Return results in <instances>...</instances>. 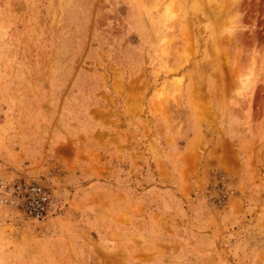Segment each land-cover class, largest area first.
I'll return each instance as SVG.
<instances>
[{
	"label": "rangeland",
	"instance_id": "374dc122",
	"mask_svg": "<svg viewBox=\"0 0 264 264\" xmlns=\"http://www.w3.org/2000/svg\"><path fill=\"white\" fill-rule=\"evenodd\" d=\"M125 72L131 82L141 75L126 139L146 156L133 153V163L157 166L161 143L148 115L167 120L171 107L190 154L181 147L175 175L165 167L160 189L128 199L185 217L197 264H264V0H0V178L35 179L54 204L44 222L0 206V264H159L137 250L148 225L112 217L129 177L125 103L113 91H125ZM81 134L82 156L112 167L110 181L60 160L61 146ZM223 188L234 193L220 203ZM166 226L157 239L184 228Z\"/></svg>",
	"mask_w": 264,
	"mask_h": 264
},
{
	"label": "crops",
	"instance_id": "0c3cea01",
	"mask_svg": "<svg viewBox=\"0 0 264 264\" xmlns=\"http://www.w3.org/2000/svg\"><path fill=\"white\" fill-rule=\"evenodd\" d=\"M146 60V54L143 52L140 55V63L145 62ZM121 67L118 66V69ZM127 74L128 78L126 79V87L125 91L121 92L118 90L116 87L113 89L115 96H120L123 94V99H124V105H125V112H124V124H125V138L122 141V146L124 149V157L125 160L129 159L130 165L124 167V174L125 176L128 175L129 177L127 178V181L124 182V187L120 189L118 192H124V198H123V204H118V206L122 205L123 209L119 211L117 216H112L113 221H117L120 223H123L124 226H132V223L134 220H139L140 222L147 224L148 228L146 233H144L145 236L149 241L147 242L146 247H137L138 252L140 254L145 253V259L147 260H152L154 258H159V264H168V261L165 259V257H171L173 258L174 255L180 254L183 258H187V264H197L198 259L195 257V255L198 254L197 248H198V236L194 230H189L190 228L186 225L188 224L187 220L185 217H179L175 218L173 216L172 212H168L167 210H160L158 207L160 204L158 203H152V201H143L141 198L136 197L135 199H128V192L132 191H137L140 195H142V192L147 191L148 192H154L158 189H160L159 184L162 182L161 179H158V176L160 175L161 171L164 172V168H167V173L170 175H175L177 173L175 170L178 168V164L180 161L179 158V152L181 150V147L186 150L187 145L186 142L184 144L181 143V139L179 135L177 134L176 128H178L177 124V116L174 114L173 108L171 107L172 110H170V117L165 120L164 118H156V117H151L148 119L155 125L156 132L157 133L154 135L156 138V141H160L161 146L157 145V150L160 152L159 156L160 159H156V165H151L144 168L146 166L143 165L141 167H138V160H136L135 163H133V153H141L143 156V159L141 158L140 160L145 162L144 157L146 156L144 154L143 147L141 145L136 146L135 149L133 150V143L130 139H126V135L128 132L132 134L133 129L132 125H135L136 123H132L133 116L135 114L133 112L137 111V108L132 109V105H137L138 104V99L136 98V95L141 94V92H138V89L142 88L140 87L137 82H135L136 78L141 77V75L136 76L134 80L131 82L132 75L129 74V72H125ZM111 75L113 76V82H117V76L115 75L114 71L111 72ZM130 76V77H129ZM126 77V76H125ZM147 77L149 78V83L152 84L151 78L153 77L151 72L147 73ZM140 87V88H139ZM137 103V104H136ZM172 111V113H171ZM140 113H143V109H140ZM114 122H119L114 121ZM142 123V122H141ZM140 122L137 123L138 125L141 124ZM127 125H129L130 129L129 131L126 129ZM157 136V137H156ZM111 134L109 133V138H108V145L111 144L112 139H111ZM84 134H81L78 140H69L68 142L64 145L61 146V148L58 150V152L61 154L62 159H60L62 162H66L68 166H73V164H77L78 161L80 163L85 162L86 164V170L89 178H93V180H98L102 176L106 177L108 181H110L111 177L115 175L114 170L112 167L107 165V163H101L98 162L97 160H88L87 158L85 159L84 156H82V153L87 152L89 153L88 149H85L84 151V143L85 140ZM98 145L99 147L102 148L101 142L99 140ZM144 138L140 140L139 143H144ZM114 147L116 148L117 151L121 149V145L119 144V141H114ZM82 151V152H81ZM79 152V153H78ZM94 153V156L96 157L97 155L100 156V153L98 151H92ZM183 152V151H182ZM188 153V150L185 151V153ZM186 153V157L189 158L190 154ZM102 154V153H101ZM150 154V153H149ZM78 155V156H76ZM150 157L151 159V154L147 155V157ZM184 157V156H183ZM182 157V158H183ZM185 157V158H186ZM97 158V157H96ZM165 158L166 160L162 159ZM98 159V158H97ZM169 160V161H167ZM177 165V167H176ZM180 166V165H179ZM151 167V168H150ZM160 168H162L160 170ZM105 170H107V174H105ZM178 170V169H177ZM141 179L140 183H135L133 176H138ZM98 176V177H97ZM137 181V180H136ZM108 191H111V197H116V192L109 189ZM120 197V196H119ZM120 199V198H119ZM113 201H117V199H113ZM122 201V198L120 199ZM111 202H109V205ZM116 203V202H115ZM175 203V202H172ZM158 204V205H157ZM108 205V204H103ZM153 205H155L153 207ZM163 206V205H162ZM139 213V214H137ZM124 219V222L122 221ZM187 221V222H186ZM167 222L173 223H181V225H184L183 230H178V232L181 231V233H174V237H171L169 239L163 238V239H157V233L159 231H162L165 229L167 232H169L168 228L166 226ZM126 227V228H127ZM131 230V229H130ZM132 231V230H131ZM129 232L132 234L133 232ZM157 232V233H156ZM147 234V235H146ZM172 234H173V228H172ZM177 237L175 240L174 238ZM159 240V241H158ZM175 242L180 244L179 246L174 247ZM164 255V258H163ZM163 258V259H162ZM156 259V260H159ZM236 264V260L233 259ZM226 264H230L229 262H226Z\"/></svg>",
	"mask_w": 264,
	"mask_h": 264
},
{
	"label": "built area",
	"instance_id": "2783aa9c",
	"mask_svg": "<svg viewBox=\"0 0 264 264\" xmlns=\"http://www.w3.org/2000/svg\"><path fill=\"white\" fill-rule=\"evenodd\" d=\"M233 193L223 188L219 202H226ZM0 206L15 209L29 221L44 222L54 212L53 194L35 179L0 178Z\"/></svg>",
	"mask_w": 264,
	"mask_h": 264
}]
</instances>
